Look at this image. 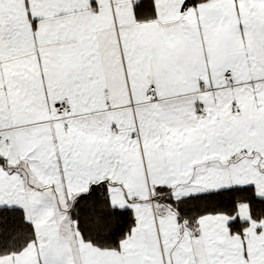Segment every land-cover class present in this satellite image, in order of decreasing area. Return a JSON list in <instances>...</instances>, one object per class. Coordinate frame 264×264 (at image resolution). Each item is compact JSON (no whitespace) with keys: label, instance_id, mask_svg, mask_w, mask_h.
Listing matches in <instances>:
<instances>
[{"label":"snow or ice","instance_id":"6c2138e0","mask_svg":"<svg viewBox=\"0 0 264 264\" xmlns=\"http://www.w3.org/2000/svg\"><path fill=\"white\" fill-rule=\"evenodd\" d=\"M0 264H264V0H0Z\"/></svg>","mask_w":264,"mask_h":264}]
</instances>
